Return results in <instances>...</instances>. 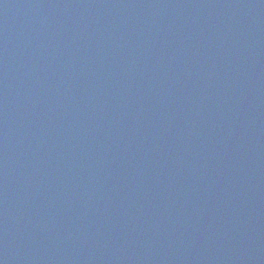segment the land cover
I'll list each match as a JSON object with an SVG mask.
<instances>
[{"label": "water", "instance_id": "water-1", "mask_svg": "<svg viewBox=\"0 0 264 264\" xmlns=\"http://www.w3.org/2000/svg\"><path fill=\"white\" fill-rule=\"evenodd\" d=\"M0 264H264V0H0Z\"/></svg>", "mask_w": 264, "mask_h": 264}]
</instances>
